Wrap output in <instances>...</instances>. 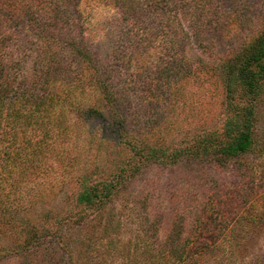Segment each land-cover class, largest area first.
Here are the masks:
<instances>
[{
    "label": "trees",
    "instance_id": "1",
    "mask_svg": "<svg viewBox=\"0 0 264 264\" xmlns=\"http://www.w3.org/2000/svg\"><path fill=\"white\" fill-rule=\"evenodd\" d=\"M82 1L0 0V231L13 227L15 215L24 210L22 194L34 199L48 195L55 167L63 169L64 178L84 162L78 160L75 148L80 154L95 139L99 148L110 139L113 155L106 163L91 162L87 174L75 177V188L58 212L48 208L38 224L19 226L22 238L10 245L11 250L0 240V258L39 250L51 260L61 255L62 264H83L79 257L88 243L78 244L74 231L114 220L106 214L111 216L117 200L123 209L131 207L128 189L151 166L186 162L200 167V176L206 179L204 201L188 208L193 213L189 231L183 234L181 222L174 221L157 244L156 218L145 217L142 222L136 216L133 238L118 250L121 264H221L206 263V258L217 260L225 253L222 243L238 241L236 226L255 222L260 215L249 212L250 203L228 218L226 195L216 188V175L253 144L256 105L264 91V23L259 34L218 63H196L206 71L217 69L223 82V112L217 125L162 146L148 142L144 126L136 117L130 118L124 98L127 90L114 78L111 67L85 46L81 36L60 33L65 25L78 27L76 22H81V31L89 18L78 8ZM109 2L108 13L137 25L132 36L137 32L141 36L144 27L138 25L143 14L158 13L165 20L176 16L173 0ZM72 6L75 18H70ZM177 76L178 69L172 67L165 80ZM160 91L155 98L162 95ZM74 124L82 132L75 131ZM140 203L145 205L147 198Z\"/></svg>",
    "mask_w": 264,
    "mask_h": 264
},
{
    "label": "rangeland",
    "instance_id": "2",
    "mask_svg": "<svg viewBox=\"0 0 264 264\" xmlns=\"http://www.w3.org/2000/svg\"><path fill=\"white\" fill-rule=\"evenodd\" d=\"M107 5L111 8L109 0H83L78 8L89 18L83 21L81 31L78 28L81 22H76L78 27L65 25L59 31L63 36L71 35L76 39L81 36L85 46L111 67L114 78L127 90L124 98L129 104L130 118L135 120L136 117L144 126L148 142L162 146L176 144L195 131L216 126L223 112V82L217 69L216 72L209 68L206 71L207 68L200 69L196 63L214 65L259 34L264 23V0H173L176 16L171 20H165L158 13L142 15V25L138 27L143 26L144 30L140 37L136 36L139 32L131 35L136 24L108 13ZM68 10L70 18H75L76 9L72 6ZM172 67L178 69L177 78L165 80L170 78L166 76ZM158 91L162 95L155 98ZM69 116L75 120V116ZM74 127L75 131L82 132L78 124ZM111 142L107 139L99 148L95 139L80 154L75 148L78 160L84 162L70 169L64 178L63 169L55 167L52 191L48 195L34 199L30 194H22L24 210L15 215L13 227L8 225L0 231L2 245L11 250L10 245L22 238L19 226L24 222L38 224L39 217L48 208L56 212L63 208L68 194L75 188V177L80 172L87 174L92 168L91 162L106 163L113 156L109 149ZM201 172L200 167L186 162L173 167L151 166L145 170L128 189L127 201L132 209H123L122 201L117 200L110 210L111 216L106 214L114 220H104L100 227L73 232L78 236V244L88 243L87 251L79 257L83 264H121L122 255L118 250L122 243L133 238L136 216H140L142 222L145 217L146 220L156 218L157 244L162 242L174 221L181 222L182 233L186 234L193 214L188 208L197 206L205 198L202 190L206 179L200 176ZM216 179V188L226 195L228 218L236 216L233 214L250 203L253 210L249 212L260 215L248 225L238 224L234 229L238 241L222 243L225 253L217 260L208 256L206 263L264 264V91L256 105L251 149L226 170L218 172ZM142 197L147 198L145 205L140 203ZM31 200L34 201L29 202ZM6 257L2 254L0 264L64 262L61 255L51 260L39 250L12 256L9 260Z\"/></svg>",
    "mask_w": 264,
    "mask_h": 264
}]
</instances>
